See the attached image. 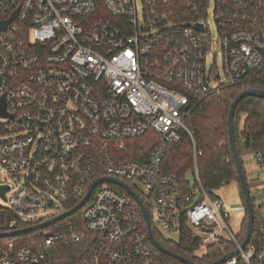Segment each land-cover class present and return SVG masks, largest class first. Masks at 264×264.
Wrapping results in <instances>:
<instances>
[{"label": "built area", "instance_id": "1", "mask_svg": "<svg viewBox=\"0 0 264 264\" xmlns=\"http://www.w3.org/2000/svg\"><path fill=\"white\" fill-rule=\"evenodd\" d=\"M209 10L223 76L215 52L206 66ZM4 21L0 166L13 183H1L12 214L0 232L23 228V215L55 211L38 223L70 209L97 178L111 176L144 196L159 229L175 236L166 239L227 241L225 252L239 251L224 264H264V218L240 248L243 220L235 234L227 218L238 209L244 217L245 204L209 197L193 140L187 190L162 169L168 144L190 135L183 119L192 102L264 66V0H0ZM149 132L146 160L131 157V140ZM254 156L264 168V146ZM138 212L122 187L97 182L64 218L75 217L49 233L0 237V264H56L55 253L69 246L77 250L63 264H176L152 248Z\"/></svg>", "mask_w": 264, "mask_h": 264}, {"label": "trees", "instance_id": "2", "mask_svg": "<svg viewBox=\"0 0 264 264\" xmlns=\"http://www.w3.org/2000/svg\"><path fill=\"white\" fill-rule=\"evenodd\" d=\"M246 88H259L264 90V66L251 71L248 77L236 85H219L211 89L202 98L194 100L189 114L183 119L190 135L181 132L179 142L169 143L163 160L162 169L165 172L173 173L179 179L181 188L185 191L189 187L190 179L187 173L192 171L193 166V145L200 154L197 156V168L202 186L209 192L212 189L219 188L228 184L232 180H237V173L234 162L231 157L228 135H227V113L230 102L235 95ZM243 115L241 128H238L239 119ZM233 132L237 152L241 157L243 150L259 149L264 146V98L257 96H246L236 105L233 116ZM147 133L145 136L131 140V157L139 160H146L150 150L153 147L155 139L151 140ZM155 138V137H154ZM241 159V158H240ZM242 202L243 195L240 189ZM145 206L147 203L144 196H141ZM252 200V197H251ZM253 203V202H252ZM69 204L67 207H70ZM149 213V208L147 207ZM12 212L0 206V230L6 228V223L11 217ZM253 230L262 220L259 212L253 204ZM71 217H74L71 216ZM50 225L56 228L62 224L65 219ZM37 220L17 221L16 227L29 226L36 223ZM138 223L145 231L144 221L138 212ZM153 234L158 241L165 247L195 261L200 264H207L218 259L226 250L231 248V244L222 241L217 244L207 245V250L202 256H196L193 253L198 245L195 240L190 242L181 239L179 242L164 238L156 231L151 223ZM246 229V214L243 218L239 239H242ZM35 231L21 235L20 239L35 236ZM152 248L159 253L160 258L173 260L176 264H183L170 256H167L153 246ZM75 246H69L58 250L56 254V264L69 263L76 253ZM238 264H242L238 262Z\"/></svg>", "mask_w": 264, "mask_h": 264}, {"label": "water", "instance_id": "3", "mask_svg": "<svg viewBox=\"0 0 264 264\" xmlns=\"http://www.w3.org/2000/svg\"><path fill=\"white\" fill-rule=\"evenodd\" d=\"M14 15H15V13H14ZM7 21L0 22V29L5 27ZM197 27L200 29V26H197ZM246 96H257V97L264 98V90L259 89V88H246V89L241 90L240 92H238L235 95V97L230 102L228 113H227L228 145H229L232 160H233L234 165H235L237 178H238L239 186H240V189H241V192L243 195V201H244L245 209H246V229H245V234L242 238V241L239 244L240 248L244 247L246 245V243L248 242V240L251 236L252 230H253V220H254L253 203H252L251 196H250V190L248 187V183H247V180L245 177L244 170L242 168V162H241L240 156H239L237 149H236L235 140H234V132H233V116H234L235 107H236L237 103L242 98H244ZM4 114H5L4 97L1 96L0 97V115H4ZM103 180H107V181H110V182H113V183L119 185L128 194H130L132 196V198L134 199V201L136 202V204L139 208L141 217L144 221L147 239L149 240V242L152 244V246L155 249H157L159 252H161L167 256H170L171 258H173V259H175V260H177L183 264H200V263L195 262V261H193V260H191V259H189V258L165 247L164 245H162L160 243V241H158L153 234V230L151 227V222H150V218H149L147 208L144 205V203L142 202V199L140 198V196L128 184H126L125 182H123V181H121L115 177H111V176H102V177L97 178L90 185L89 189L86 191L83 198L77 204H75L73 207H71L70 209L65 210L61 213H58V214H56V215H54L48 219H45L41 222L34 223L32 225H29V226H26L23 228L11 230L8 232H0V237L16 236V235L28 233L32 230L41 229V228L47 227L48 225H51V224L61 220L65 216H68V215L74 213L83 204V202L88 198V195H89L90 191L92 190L93 186L97 182H100ZM7 188H8V186L6 184H0V197L3 199L5 198L4 193H5ZM238 251H239V248H234L233 250L227 251L224 254H222L215 261L207 263V264H224L231 256L238 253Z\"/></svg>", "mask_w": 264, "mask_h": 264}, {"label": "rangeland", "instance_id": "4", "mask_svg": "<svg viewBox=\"0 0 264 264\" xmlns=\"http://www.w3.org/2000/svg\"><path fill=\"white\" fill-rule=\"evenodd\" d=\"M206 23L208 24L209 31H210V38H211V44H210V50L206 56V66H209V63L212 60V53L215 52V60L216 64L218 66L219 74L223 76V72L220 65V53L218 48V34L216 31L215 23L213 20V16L211 14V11L209 10V13L206 18ZM243 115H241L239 122H238V128H241L242 122H243ZM241 162H242V168L245 173V177L248 183V187L250 190V196L252 197V202L255 206V209L259 212L260 216L264 218V168L257 162L254 151L253 150H243L241 154ZM187 177L192 181V173L188 172ZM1 183H13V178L7 174L6 172L2 171V167L0 166V184ZM135 185V184H134ZM208 195L212 199L219 198L223 201L224 204H226L228 207H236L239 206L242 202L241 195H240V186L239 182L237 180H232L228 184H225L219 188L212 189L208 192ZM0 206L5 207V201L3 198L0 197ZM54 210H44L36 213H32L29 216L23 215L22 217L32 220V219H39L41 217H46L51 214H53ZM150 217L152 221V225L154 228L159 229V227L156 225L154 218V208H149ZM76 214H74L75 217ZM243 212L242 210H231L229 213V216L227 218V223L232 232L235 234L238 233L240 228V222L243 220ZM68 220V219H65ZM53 229L51 227H45L39 230H36V237L40 235H45L52 231ZM159 233L164 238H171L174 239V235H169L163 230L159 229ZM223 237H226L227 234L223 232L221 234ZM3 241L4 239L0 238V241ZM207 250V244H203L202 246L196 247L193 249V253L196 256H202Z\"/></svg>", "mask_w": 264, "mask_h": 264}]
</instances>
